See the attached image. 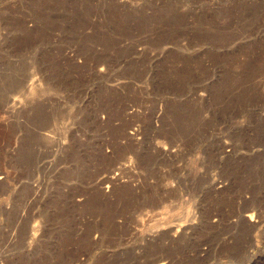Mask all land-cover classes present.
<instances>
[{
    "label": "rangeland",
    "instance_id": "obj_1",
    "mask_svg": "<svg viewBox=\"0 0 264 264\" xmlns=\"http://www.w3.org/2000/svg\"><path fill=\"white\" fill-rule=\"evenodd\" d=\"M0 264H264V0H0Z\"/></svg>",
    "mask_w": 264,
    "mask_h": 264
},
{
    "label": "bare ground",
    "instance_id": "obj_2",
    "mask_svg": "<svg viewBox=\"0 0 264 264\" xmlns=\"http://www.w3.org/2000/svg\"><path fill=\"white\" fill-rule=\"evenodd\" d=\"M33 96H35V95H33Z\"/></svg>",
    "mask_w": 264,
    "mask_h": 264
}]
</instances>
